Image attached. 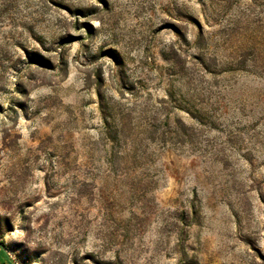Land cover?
Segmentation results:
<instances>
[{
  "label": "rangeland",
  "instance_id": "rangeland-1",
  "mask_svg": "<svg viewBox=\"0 0 264 264\" xmlns=\"http://www.w3.org/2000/svg\"><path fill=\"white\" fill-rule=\"evenodd\" d=\"M0 264H264V0H0Z\"/></svg>",
  "mask_w": 264,
  "mask_h": 264
},
{
  "label": "trees",
  "instance_id": "trees-1",
  "mask_svg": "<svg viewBox=\"0 0 264 264\" xmlns=\"http://www.w3.org/2000/svg\"><path fill=\"white\" fill-rule=\"evenodd\" d=\"M4 259V254L0 251V261H3Z\"/></svg>",
  "mask_w": 264,
  "mask_h": 264
}]
</instances>
